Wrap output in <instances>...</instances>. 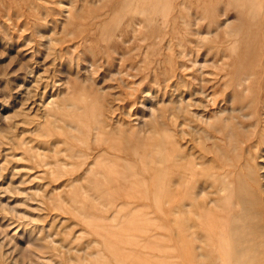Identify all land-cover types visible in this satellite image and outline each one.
<instances>
[{"label":"rangeland","instance_id":"rangeland-1","mask_svg":"<svg viewBox=\"0 0 264 264\" xmlns=\"http://www.w3.org/2000/svg\"><path fill=\"white\" fill-rule=\"evenodd\" d=\"M263 69L264 0H0V264H264Z\"/></svg>","mask_w":264,"mask_h":264},{"label":"bare ground","instance_id":"bare-ground-1","mask_svg":"<svg viewBox=\"0 0 264 264\" xmlns=\"http://www.w3.org/2000/svg\"><path fill=\"white\" fill-rule=\"evenodd\" d=\"M247 4H249V3H247ZM249 6H250V4H249ZM259 8V7H258ZM160 10V9H159ZM252 10V9H251ZM250 10V11H251ZM253 13H254V11H253ZM143 14V13H142ZM252 16V15H251ZM152 20V19H151ZM222 25H224V24H222ZM222 25H221V27H222ZM228 26V25H227ZM226 26V27H227ZM223 28H225V27H223ZM226 29V28H225ZM233 29V28H232ZM209 37V36H208ZM229 37V36H228ZM210 38H212V37H210ZM218 38V37H217ZM206 40V39H205ZM227 56V55H226ZM251 61V60H250ZM263 64V63H262ZM225 66V65H224ZM225 69V68H224ZM264 70V69H263ZM224 72V71H223ZM225 76V75H224ZM226 77V76H225ZM228 77V76H227ZM246 81V85H247V87L249 86V84H248V80H245ZM259 82V81H258ZM243 83V82H242ZM241 84V83H240ZM260 84V83H259ZM231 85H232V83H231ZM229 86V85H228ZM261 88V87H260ZM262 89V88H261ZM259 90V89H258ZM263 90V89H262ZM261 90V91H262ZM129 91H131V90H129ZM254 91V90H253ZM216 93V92H215ZM203 95H204V92L202 93ZM206 94V93H205ZM250 94V93H249ZM262 94V93H261ZM221 95H222V93H221ZM224 95V94H223ZM220 97V96H219ZM223 102V101H222ZM216 103V102H215ZM222 104V103H221ZM239 111V110H238ZM240 112V111H239ZM222 114V113H221ZM224 114V113H223ZM131 116V115H130ZM129 116V117H130ZM247 118V117H246ZM259 118V117H258ZM199 119V118H198ZM205 119V118H204ZM236 120V119H235ZM209 122H211L210 120H209ZM216 122V121H215ZM132 123V122H131ZM203 124H205V123H203ZM208 124V123H207ZM239 125H240V123H238ZM210 125V124H209ZM179 128V127H178ZM238 128V127H237ZM243 129V128H242ZM249 129V128H248ZM193 130V129H192ZM246 131V130H245ZM131 132V131H130ZM172 132H173V130H172ZM178 132V131H177ZM208 131L206 130L205 131V133H207ZM248 133V132H247ZM250 133V132H249ZM176 134V133H175ZM184 134V133H183ZM209 134V133H208ZM187 135V134H186ZM133 137V136H132ZM224 141V140H223ZM132 142V141H131ZM130 148H131V146H130ZM219 150V149H218ZM236 151V150H235ZM248 153V152H247ZM88 154V153H87ZM203 156V155H202ZM239 156V155H238ZM242 156V155H241ZM190 163V162H189ZM192 164L193 165H190V166H193V171L195 172V173H198V170H201L202 172L201 173H204V171H203V166H204V163H203V158H200V160H197L196 159V161H194V162H192ZM248 164H249V162H248ZM89 172V171H88ZM203 178V177H202ZM224 179V178H223ZM139 182V181H138ZM141 182V181H140ZM224 182H226V181H224ZM178 187V186H177ZM208 185L206 184V183H201V182H198V184H197V190L199 191V193H201V194H205V191L208 189ZM227 191V189L226 188H222V192H226ZM180 197H181V195H180ZM227 197V196H226ZM231 199H232V201H231V199H227V200H225V204H227V205H229L230 204V207H232V212H233V197H230ZM150 199V198H149ZM125 202V201H124ZM246 202V201H245ZM129 203V202H128ZM150 203V202H149ZM204 203H206V201H204ZM212 204V203H211ZM238 204V203H237ZM236 204V205H237ZM205 206H206V204H204ZM139 206V205H138ZM238 206V205H237ZM135 209V208H134ZM133 209V210H134ZM130 214H132V213H130ZM178 215V214H177ZM112 216V215H111ZM192 228V227H191ZM196 236V235H195ZM131 238V237H130ZM198 240V239H197ZM237 240V239H236ZM129 244V243H128ZM194 245V244H193ZM251 254V253H250ZM201 256V255H200ZM250 256V255H249ZM252 257H250V259H251ZM237 259V258H236ZM253 259V258H252ZM248 261V260H247ZM244 264V263H243Z\"/></svg>","mask_w":264,"mask_h":264}]
</instances>
